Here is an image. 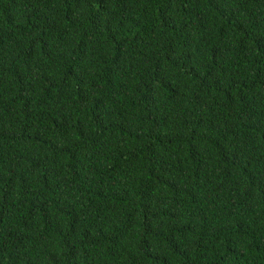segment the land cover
I'll list each match as a JSON object with an SVG mask.
<instances>
[{
    "label": "trees",
    "instance_id": "1",
    "mask_svg": "<svg viewBox=\"0 0 264 264\" xmlns=\"http://www.w3.org/2000/svg\"><path fill=\"white\" fill-rule=\"evenodd\" d=\"M0 264H264V0H0Z\"/></svg>",
    "mask_w": 264,
    "mask_h": 264
}]
</instances>
